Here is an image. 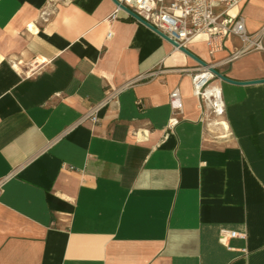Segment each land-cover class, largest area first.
<instances>
[{"label": "crops", "instance_id": "crops-1", "mask_svg": "<svg viewBox=\"0 0 264 264\" xmlns=\"http://www.w3.org/2000/svg\"><path fill=\"white\" fill-rule=\"evenodd\" d=\"M239 4L259 30L264 0ZM116 6L0 0V264H264V82H220L215 138L186 69L199 63L168 65L176 48ZM241 44L187 47L264 78L262 50L223 62ZM220 228L245 236L226 245Z\"/></svg>", "mask_w": 264, "mask_h": 264}, {"label": "built area", "instance_id": "built-area-1", "mask_svg": "<svg viewBox=\"0 0 264 264\" xmlns=\"http://www.w3.org/2000/svg\"><path fill=\"white\" fill-rule=\"evenodd\" d=\"M120 4L132 9L141 15L150 24L154 25L163 34L169 36L179 46H188L189 43L202 40L205 42L210 56L225 50V42L230 34L240 37L241 47L230 55L225 61H230L241 53L254 50L264 51V25L257 31L250 33L246 29L245 18L234 10L242 0H118ZM117 10L123 11L119 6ZM128 16L127 11H123ZM113 18L117 13L112 14ZM110 35V34H109ZM176 48V47H174ZM179 49V48H176ZM222 61L211 62L209 66L197 65L195 68H186L190 72L192 88L198 98L201 109V118L206 123L208 132L215 138L228 135V122L226 118V104H224L221 78L210 70ZM172 114L169 125L179 122L177 114L182 113L184 105L182 93L178 87L170 90ZM85 114L82 120L89 117ZM221 127L217 132L215 127ZM245 233L233 229L220 228L219 240L228 244L230 238H244Z\"/></svg>", "mask_w": 264, "mask_h": 264}, {"label": "water", "instance_id": "water-1", "mask_svg": "<svg viewBox=\"0 0 264 264\" xmlns=\"http://www.w3.org/2000/svg\"><path fill=\"white\" fill-rule=\"evenodd\" d=\"M113 1L123 11L124 10L127 11L129 17L133 18L135 21H138V22L142 23L143 25H145L146 27H148L152 31L154 30L157 34H160L167 42L169 41L174 47L179 48L180 51H183L190 58H192L195 62H198L201 66H204V67L205 66H209L208 62H205L202 58H200L198 55H196L190 48H188L186 46H183V45L179 46L174 40H172L166 34H163L159 29H157L154 25L150 24L141 15H138L137 13H135L129 7L120 4L118 0H113ZM210 70H212L216 74V76H218L219 78H221L222 81H225V82L228 81V82L239 84V85L240 84H255V83H258V82H264V78H257V79H254V80H237V79H234V78H232V77H230L228 75L223 74L215 66H211Z\"/></svg>", "mask_w": 264, "mask_h": 264}, {"label": "bare ground", "instance_id": "bare-ground-1", "mask_svg": "<svg viewBox=\"0 0 264 264\" xmlns=\"http://www.w3.org/2000/svg\"><path fill=\"white\" fill-rule=\"evenodd\" d=\"M187 56L183 51H180L179 49H175L170 56L166 59V63L169 64H175L179 61L183 62L186 60Z\"/></svg>", "mask_w": 264, "mask_h": 264}]
</instances>
